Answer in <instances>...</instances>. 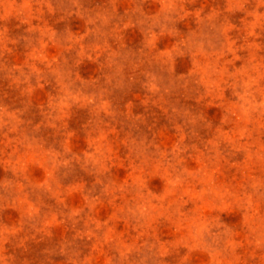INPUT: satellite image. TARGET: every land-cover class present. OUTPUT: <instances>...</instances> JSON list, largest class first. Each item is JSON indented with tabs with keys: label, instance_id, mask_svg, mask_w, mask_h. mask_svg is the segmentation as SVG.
<instances>
[{
	"label": "rangeland",
	"instance_id": "374dc122",
	"mask_svg": "<svg viewBox=\"0 0 264 264\" xmlns=\"http://www.w3.org/2000/svg\"><path fill=\"white\" fill-rule=\"evenodd\" d=\"M0 264H264V0H0Z\"/></svg>",
	"mask_w": 264,
	"mask_h": 264
}]
</instances>
